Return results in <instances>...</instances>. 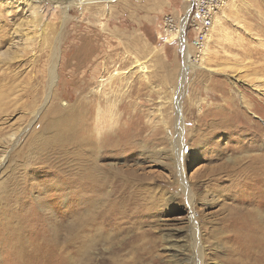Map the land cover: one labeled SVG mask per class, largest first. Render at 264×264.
I'll return each instance as SVG.
<instances>
[{"label":"rangeland","instance_id":"rangeland-1","mask_svg":"<svg viewBox=\"0 0 264 264\" xmlns=\"http://www.w3.org/2000/svg\"><path fill=\"white\" fill-rule=\"evenodd\" d=\"M54 1L34 12L32 0H0V264L22 251L28 208L38 231L70 245L62 264H264V206L251 193L264 155V95L252 84L264 86V0H229L199 59L188 29V71L165 24L186 26V0L86 1L67 13ZM223 108L241 113L226 133ZM158 114L175 138L186 122L179 154ZM121 190L132 214L97 224ZM245 212L246 244L233 237Z\"/></svg>","mask_w":264,"mask_h":264},{"label":"bare ground","instance_id":"bare-ground-1","mask_svg":"<svg viewBox=\"0 0 264 264\" xmlns=\"http://www.w3.org/2000/svg\"><path fill=\"white\" fill-rule=\"evenodd\" d=\"M30 1L31 0H26V2H30ZM36 1L37 0H32V6L34 8V12H37V11H35L36 6H34ZM86 1L89 2V1H97V0H80L79 2H75V0H55L54 3L57 5L63 6L64 12L67 13L73 7H79V8L83 7L85 5ZM103 1H107V0H103ZM233 8H235V7H233ZM189 16H188V18H189ZM224 18H225V16H224ZM218 23H219L218 27H220V26L222 27V23L220 21H218ZM212 24H213V21H212L211 25ZM211 25H210V27H211ZM214 27L215 26L213 25L211 27V29H213ZM221 27L218 30H220ZM222 29H223V27H222ZM223 30H225V29H223ZM184 31H185V24L183 27L181 26V31L179 33H176L177 34L176 37L178 38L181 35L180 41L182 42V46H183V50H184V56H185L184 71H188V70H191L192 66H194V65H193V62L191 61V58H190V52L188 50L187 41L184 38V35H185ZM204 49L206 50V46H204ZM55 68H56V65H54L52 67V70L50 71V79H51L52 83L54 82V78H55V70H56ZM209 72L215 73L216 70L210 69ZM183 76H184V74H183ZM256 77H255V79H256ZM240 82H242V80L238 78V80L236 79L235 83L237 84ZM252 84H253V87L255 90L263 93L262 95H264V86L263 85H261L260 83H252ZM241 97H242L241 98L242 103H246L247 106H250L247 102H244V100H245L244 96H241ZM233 102H234L233 100L228 101L227 105H225V108L227 109V107H229V106H235V103H233ZM115 107H116V103H114V104L112 103L111 110H108L109 111L108 114L110 115L111 121L115 120V112H113L115 110ZM102 109H103V107H101L99 105L97 120H100L102 118V116L104 115ZM248 109L250 110V107H248ZM227 111H228V109H227ZM227 111L226 110L224 111V108H223L221 110V112H219L221 119H220L219 123H217V125L221 126L222 131L224 133H226V131H227V127L225 124H227L228 120H230L232 118V116L233 117L241 116V113L237 109L233 110L232 112L230 111L228 114L226 113ZM158 112H160V111H158ZM36 115H37V112L34 113V117H36ZM158 115H159L158 119L160 121L158 123H161L162 125H164L165 129L169 133V137L171 139V142L173 143L172 151L175 152L176 150H178V154H179V152H180L179 146L184 147L182 135L184 133V129H185L184 126H185L186 122L183 120V118H182V120L180 119L179 124H178V129H177L178 131L176 130L177 134H176V138H175L173 131L169 127V122H167L165 120L164 115L163 114H158ZM245 120L248 121V118L246 117ZM212 124H214V123H212ZM252 128H257L258 131L262 132L259 128V125L255 124V123L252 125ZM19 133H20V131L18 133L15 132L11 136H9L8 140L7 141L5 140L6 142L4 141L5 145H6L5 147L9 146L8 144H11V145L15 144L16 145L17 137H18L17 134H19ZM171 137H173V139ZM181 143H182V145H181ZM129 147H131V146H129ZM6 154H7V151L4 152V156ZM182 157H184V155ZM259 157L261 159L260 166H259V168H257V170L255 172L256 173L255 177L257 179V183H256V185L253 188L251 193H253L255 195L256 203L264 206V191L262 190V188H264V178H263L264 177L263 176L264 175V155H260ZM2 161L3 160L0 161V165H1ZM179 161H181V163L183 164L184 159H181ZM181 163H180V165H181ZM84 183L88 185L87 182H84ZM85 187L86 186L81 184L79 187H77V189H80V188L83 189ZM120 193H121L120 196L117 197L118 199H117L116 207L110 210L111 213L107 217H105V218L100 217V216L97 217L98 218L96 220L97 224L107 223L110 225V227L111 226L112 227H119V225L121 226L123 218L128 217L130 214H132L133 203H134L133 200L130 199L132 197V194L130 192L129 193L124 192V190H121ZM38 205L42 206L41 208H42L43 212L47 213V211H48V214L52 215L53 212L51 213V211H52L51 208L43 205L42 203H38ZM32 212L33 211L30 208H28V210L25 214L22 213V215H26V216L24 218H20L18 220L17 224L20 227L19 229H21V230H18V231H20L18 233V238L25 240V242L22 246L23 247L22 251L15 255V258L13 259L11 264H58V263L62 264V263H64L66 256L69 255L70 245L65 244V243L59 244L57 242L55 245L54 241L50 240L48 238L49 236L47 237V232L45 230L42 232L38 231L40 224L37 225L36 222L39 219V216H37L36 214H32ZM248 213L249 212H245V213L240 215L241 217L238 218L239 221L237 220L238 221L237 223H240V224L237 226L235 225V227H237V230H236V234L233 235V237L235 238L236 241H241L242 243H245V244L247 243V242H245L246 238L241 235V232H243L246 229V227L249 226L247 221L250 217V214H248ZM83 227H84V224L82 223V228ZM42 229H43V227H42ZM247 241L250 242L251 241L250 238H248ZM199 244H201V243H199ZM243 246L244 245L242 244L241 247H243Z\"/></svg>","mask_w":264,"mask_h":264},{"label":"built area","instance_id":"built-area-1","mask_svg":"<svg viewBox=\"0 0 264 264\" xmlns=\"http://www.w3.org/2000/svg\"><path fill=\"white\" fill-rule=\"evenodd\" d=\"M186 1L191 5L193 13L187 20L184 33L186 34L188 29L193 33V38L189 40V44L195 51V56L199 59L202 57V45L208 40L211 34L209 21H212L214 17L218 16L229 0ZM165 24L168 25V28H166L167 35H172L181 31V28L174 26L172 19L167 18Z\"/></svg>","mask_w":264,"mask_h":264}]
</instances>
